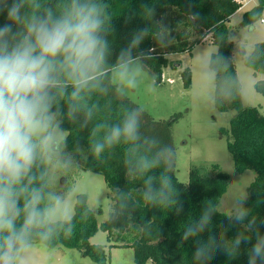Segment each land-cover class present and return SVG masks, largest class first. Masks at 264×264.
Returning <instances> with one entry per match:
<instances>
[{"label":"trees","instance_id":"16d2710c","mask_svg":"<svg viewBox=\"0 0 264 264\" xmlns=\"http://www.w3.org/2000/svg\"><path fill=\"white\" fill-rule=\"evenodd\" d=\"M109 3L112 13L108 37L110 63L115 64L120 52L132 45L139 29H147L140 43L131 47V55L153 75L155 84L162 81L169 55L191 54L193 47L207 37L217 47L208 64L214 74V106L220 112H236L229 122V129H223L222 133L230 138L226 147L235 172H255L243 206L248 209V219L255 218L260 224L264 221V113L242 104L241 85L232 60L234 45L227 28L229 18L239 9L238 4L233 0H109ZM145 5L154 10L153 16L146 14ZM263 13L264 0H256V4L242 14L240 24L252 29ZM0 23H3V17H0ZM194 35L198 38H192ZM242 56L244 65L254 74L264 75V41L255 43L248 55L243 51ZM181 78L183 86L190 88L191 72L188 68L181 72ZM104 84L108 89L106 94L94 92L87 99L89 107L98 106L91 119L83 111L69 114L67 101L61 100L62 128L66 133L61 152L70 155L80 169L103 177L112 192L113 212L98 225L95 214L87 205L86 195L79 194L71 220L48 239L34 238L33 243L49 248L76 249L83 256L91 257L95 264H108L112 247L131 248L136 264H247L251 245L233 246L238 233L248 234L247 220L244 224H237L229 218L233 215H225L217 209L229 180L218 165L191 169L188 183L183 184L174 174L175 153L170 165L160 164L143 175L129 172L135 158L129 159L125 145L105 149L100 155L93 153L92 144L100 138L92 136L95 125L119 123L126 111L138 108L112 84L111 72ZM254 88L264 96V81H257ZM176 117L168 122H156L143 112L142 136L155 137L162 145H169L174 150L170 130ZM144 153L145 148L141 147L139 154ZM41 171H45V164L33 169L37 175ZM162 173L170 177L171 200L178 199L183 203L182 212H177L178 204L161 207L144 199L147 177H156L154 183L159 188ZM45 180L48 190L47 175ZM66 194L64 190L61 192V195ZM205 212L210 215V224L200 236L183 240L186 226L199 221ZM99 228L111 243L109 250L104 245L90 243ZM260 230L264 233V227ZM197 239L212 249L211 260L195 258Z\"/></svg>","mask_w":264,"mask_h":264},{"label":"clouds","instance_id":"9594fccd","mask_svg":"<svg viewBox=\"0 0 264 264\" xmlns=\"http://www.w3.org/2000/svg\"><path fill=\"white\" fill-rule=\"evenodd\" d=\"M110 9L109 0H0V264H18L34 238L46 240L71 220L66 197L47 190L45 171L33 172L39 165L71 163L61 153V100L67 101L69 114L83 111L91 119L98 106L89 107L87 99L94 92L107 93L104 80L109 72L128 86L134 84L129 78L135 60L131 47L147 29H139L132 45L110 63ZM145 9L153 16L154 10L147 5ZM142 115L134 108L119 123L96 124L92 136L100 138L92 144L93 153L125 145L129 159L135 158L129 172L141 175L160 164L170 165L174 150L155 137L142 136ZM141 147L144 154H139ZM155 180H145L144 199L161 207L178 204L176 210L182 212L183 203L171 200L170 177L162 173L159 188ZM245 201L238 198L239 206L229 218L237 224L247 220L248 234L238 233L233 246L250 244L247 264H264V221L248 219ZM210 219L205 212L186 226L182 239L200 236ZM196 243L195 258L211 260L209 245L201 239Z\"/></svg>","mask_w":264,"mask_h":264},{"label":"rangeland","instance_id":"374dc122","mask_svg":"<svg viewBox=\"0 0 264 264\" xmlns=\"http://www.w3.org/2000/svg\"><path fill=\"white\" fill-rule=\"evenodd\" d=\"M246 10L248 9L236 12L227 22L229 39L234 45L232 60L241 85L243 106L256 107L264 113V96L254 88V84L264 79V75L254 74L252 69L244 65L242 56L243 51L248 55L255 43L264 41V24L260 23V19H264V13L250 29L240 24L242 14ZM192 38L198 37L194 35ZM216 51L217 47L207 37L201 44L193 47L191 54L169 55V64L163 70L159 84H155L153 75L138 59L131 65L129 78L134 80L132 86L120 80L114 72H111V82L123 97L153 121L168 122L177 116L170 130L175 153L176 178L179 182L187 184L191 169H208L211 165H218L221 171L228 175L229 180L217 209L225 215H233L239 206L238 198L247 196V188L254 180L255 172L246 170L241 174L236 173L226 147L230 138L222 133V130L229 129V122L236 112H220L214 106V74L208 64L210 56ZM186 68L191 72L190 88L183 86L181 78V72ZM64 155L71 161L68 170H64L65 166L45 164L48 190L60 194L63 190L66 191L70 216L73 215L76 197L79 194L86 195L87 205L100 225L113 212L112 192L101 175L80 169L79 164L74 162L70 155ZM90 243L104 245L108 250L111 244L107 241L106 233L100 228L90 239ZM109 252L108 264H136L131 248L112 247ZM18 264L95 263L91 257L83 256L76 249L62 246L49 248L41 243H33L30 251L22 254Z\"/></svg>","mask_w":264,"mask_h":264},{"label":"built area","instance_id":"2783aa9c","mask_svg":"<svg viewBox=\"0 0 264 264\" xmlns=\"http://www.w3.org/2000/svg\"><path fill=\"white\" fill-rule=\"evenodd\" d=\"M236 4H238L239 9H248L253 7L256 4V0H233ZM260 23L264 24V19H260Z\"/></svg>","mask_w":264,"mask_h":264},{"label":"crops","instance_id":"0c3cea01","mask_svg":"<svg viewBox=\"0 0 264 264\" xmlns=\"http://www.w3.org/2000/svg\"><path fill=\"white\" fill-rule=\"evenodd\" d=\"M248 9H250V8H248ZM241 10H243V9H241ZM241 10H238V11H241ZM238 11H236V12H238ZM236 12H235V13H236ZM235 13H234V14H235ZM259 81H260V80H259ZM261 81H264V79H262Z\"/></svg>","mask_w":264,"mask_h":264}]
</instances>
